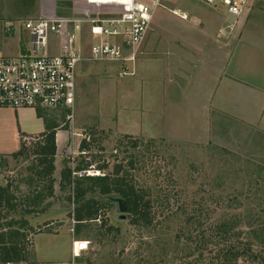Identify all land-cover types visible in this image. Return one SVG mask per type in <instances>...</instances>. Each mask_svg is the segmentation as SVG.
I'll return each instance as SVG.
<instances>
[{"label": "rangeland", "instance_id": "obj_1", "mask_svg": "<svg viewBox=\"0 0 264 264\" xmlns=\"http://www.w3.org/2000/svg\"><path fill=\"white\" fill-rule=\"evenodd\" d=\"M118 2L0 0V51L13 56L24 53L30 37L22 26L28 20L117 16L124 11L112 9ZM241 19L235 21L222 6L171 0L155 11L136 62L81 63L72 110L43 111L57 131L53 196L36 175L39 141L22 142L16 158L0 157V187L8 186L16 204L13 210L0 209V235L12 231L24 235L26 256L33 262L66 261L72 240H77L88 242L90 248L78 264H179L191 252L185 241L189 232L198 228L215 234L221 229L231 234L237 247L264 258V135L222 118L213 104L205 109L213 85L207 81V89L200 87L197 76L191 90H153L157 76L151 75L155 69L150 67L151 58H159L162 65L166 61L169 44H150L160 47L158 54H151L149 45L151 38L161 35L195 36L203 43L205 39L204 44L174 45L178 52L205 45L213 63L224 44L222 38L236 35ZM89 30L85 25L79 40L85 49L93 42ZM61 38H53L52 43L60 46ZM156 69L164 88L166 68ZM194 71L197 74V67ZM86 132L95 140L87 160L94 166L108 165L109 173L118 163L129 168L134 184L150 202V224L131 225L123 200L102 193L89 197L110 204L105 225L72 223L74 205L68 200L69 190L60 188V172L65 163L75 167ZM88 175L97 173L92 170ZM224 244L219 239L209 242L203 249L205 263H216Z\"/></svg>", "mask_w": 264, "mask_h": 264}, {"label": "built area", "instance_id": "obj_2", "mask_svg": "<svg viewBox=\"0 0 264 264\" xmlns=\"http://www.w3.org/2000/svg\"><path fill=\"white\" fill-rule=\"evenodd\" d=\"M112 9H124L117 16L87 18L34 19L23 23L30 45L23 54L0 51V109L72 110L76 98V70L83 62H136L155 11L171 0H118ZM211 7L222 6L235 21L246 16L260 0H198ZM125 7V8H124ZM113 14V13H109ZM85 25L93 42L87 49L79 44ZM61 38L60 46L52 43ZM58 49V53L55 50ZM35 141L23 138V142ZM79 175V174H73ZM73 224L75 221L71 218ZM89 243L72 240L66 261L41 262L5 260L0 264H78L89 252Z\"/></svg>", "mask_w": 264, "mask_h": 264}, {"label": "crops", "instance_id": "obj_3", "mask_svg": "<svg viewBox=\"0 0 264 264\" xmlns=\"http://www.w3.org/2000/svg\"><path fill=\"white\" fill-rule=\"evenodd\" d=\"M184 23L181 22V25L185 27L191 25ZM239 23L236 35L222 38L224 44L221 52L214 54L213 63L205 52V45L202 47L191 45L188 52H178L174 45L181 42L201 44L203 42L199 37L171 35L174 37L170 38L161 35L151 38L149 45L166 43L170 46L168 48L163 46L166 48V56L170 57L165 58L164 65L159 58L150 60L152 71L155 69L151 75L158 77L159 71L156 68L163 66L166 68V86L163 88L161 81L156 77L154 84L156 88L153 90L157 92L162 89L167 91L172 89L176 92L185 88L191 90L197 85L194 81L197 76L200 87L207 89V86L204 87L207 81L213 85L210 89L213 93L205 90L212 99L204 104L205 109L207 105L213 104L214 110L222 118L229 117L264 135V0L255 3ZM150 46L151 54H158L157 49L160 47ZM195 67L197 74L194 71ZM185 70L188 75H185ZM185 76H188V79ZM184 84L190 87L187 88ZM43 111L47 109L40 110L41 117L32 109H0V157L18 153L22 148L23 138H34L41 142L42 134L47 132L48 128H54V124L48 120L49 115Z\"/></svg>", "mask_w": 264, "mask_h": 264}, {"label": "trees", "instance_id": "obj_4", "mask_svg": "<svg viewBox=\"0 0 264 264\" xmlns=\"http://www.w3.org/2000/svg\"><path fill=\"white\" fill-rule=\"evenodd\" d=\"M37 113L42 117V112L37 111ZM91 140L92 137L88 132L83 134L75 167L72 168L65 163L60 172V188L69 190L68 200L74 205V209L70 213L71 218L78 225L91 221H98L105 225L106 212L110 209V204L89 197L95 193H102L114 194L123 200L131 225L150 224V202L146 200L145 192L134 184L129 168L118 163L109 173L106 164L94 166L93 162L87 160V156H85L92 151L91 143L95 140ZM21 151L22 148L18 153L11 156L16 158ZM56 154V130L55 127L48 128L47 132L42 134V142H38L36 146L35 162L37 178L45 183L48 195L51 197L54 192L53 174ZM131 164L129 165L131 166ZM92 170H95L97 175H88ZM74 173L79 175H73ZM2 207L16 209V204L11 200L8 186L0 187V209ZM32 212L26 210L28 214ZM216 231L215 234H206L204 230L196 228L189 232L185 236V241L189 244L191 252L179 264H207L202 259L203 249L214 239H219L221 243L225 244L222 245V249L216 255L218 261L215 263L211 260L209 264H264V258L260 255L253 254L248 248L237 247L229 232H222L221 229ZM24 237L18 231L1 234L0 257L5 260L16 261L27 259Z\"/></svg>", "mask_w": 264, "mask_h": 264}, {"label": "water", "instance_id": "obj_5", "mask_svg": "<svg viewBox=\"0 0 264 264\" xmlns=\"http://www.w3.org/2000/svg\"><path fill=\"white\" fill-rule=\"evenodd\" d=\"M123 211L126 212V205H125V203H123Z\"/></svg>", "mask_w": 264, "mask_h": 264}]
</instances>
